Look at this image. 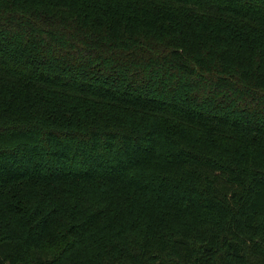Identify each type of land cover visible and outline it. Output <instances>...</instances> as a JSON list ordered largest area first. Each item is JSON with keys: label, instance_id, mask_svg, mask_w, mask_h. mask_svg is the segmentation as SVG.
<instances>
[{"label": "trees", "instance_id": "1", "mask_svg": "<svg viewBox=\"0 0 264 264\" xmlns=\"http://www.w3.org/2000/svg\"><path fill=\"white\" fill-rule=\"evenodd\" d=\"M0 264H264V0H0Z\"/></svg>", "mask_w": 264, "mask_h": 264}]
</instances>
